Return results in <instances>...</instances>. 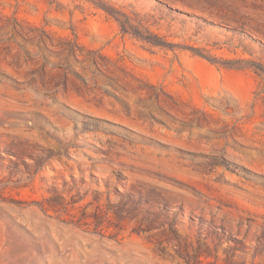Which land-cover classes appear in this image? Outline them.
<instances>
[{
  "label": "rangeland",
  "instance_id": "obj_1",
  "mask_svg": "<svg viewBox=\"0 0 264 264\" xmlns=\"http://www.w3.org/2000/svg\"><path fill=\"white\" fill-rule=\"evenodd\" d=\"M0 51V264H264V0H0Z\"/></svg>",
  "mask_w": 264,
  "mask_h": 264
},
{
  "label": "bare ground",
  "instance_id": "obj_2",
  "mask_svg": "<svg viewBox=\"0 0 264 264\" xmlns=\"http://www.w3.org/2000/svg\"><path fill=\"white\" fill-rule=\"evenodd\" d=\"M5 46V45H4ZM1 52V51H0ZM4 53V51H3ZM4 55V54H3ZM7 55V53H6ZM5 55V57H6ZM2 55H0V58ZM9 57V56H7ZM55 92H58L55 94ZM92 92V91H91ZM50 94L53 95V97L57 98L59 104H54L52 105V107L50 108V110L48 111V114L50 116V118H52L54 120V122H59V120H61L62 122L63 121H66L65 119V116H67V112L65 111V109L63 108L62 104L66 101H69V102H82V106H84L83 108H86L87 110H92V111H95L93 109H91L92 107H95L94 106V103L93 102H85V100H88V99H92V100H95L96 98H98L97 94L95 95H89L86 96L85 94H83L82 92H79V91H70V90H67L66 88H59L57 91H51ZM51 95V96H52ZM88 98V99H87ZM53 99V98H52ZM56 100V99H55ZM52 104V103H51ZM13 105V104H12ZM20 106V105H19ZM80 106V107H82ZM13 107H18V105H13ZM22 108V107H21ZM24 108V107H23ZM189 112H192L194 111L192 105H190L189 107ZM69 118V117H68ZM64 123V122H63ZM62 123V124H63ZM70 124V123H68ZM61 125V124H60ZM59 126V124H58ZM63 127V126H62ZM71 127V125H70ZM64 128V127H63ZM66 128V127H65ZM42 133V132H41ZM45 133V132H44ZM45 135V134H44ZM83 135V134H82ZM81 135V137L83 138V136ZM86 135V134H85ZM69 138H76V133L75 134H68ZM86 136H89V135H86ZM74 141V140H73ZM78 142V141H77ZM75 143V142H74Z\"/></svg>",
  "mask_w": 264,
  "mask_h": 264
}]
</instances>
